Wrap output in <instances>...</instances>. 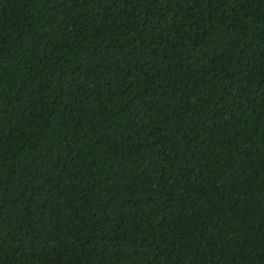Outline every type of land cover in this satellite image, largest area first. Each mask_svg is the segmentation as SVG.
Listing matches in <instances>:
<instances>
[{
  "label": "trees",
  "instance_id": "trees-1",
  "mask_svg": "<svg viewBox=\"0 0 264 264\" xmlns=\"http://www.w3.org/2000/svg\"><path fill=\"white\" fill-rule=\"evenodd\" d=\"M0 264H264V0H0Z\"/></svg>",
  "mask_w": 264,
  "mask_h": 264
}]
</instances>
